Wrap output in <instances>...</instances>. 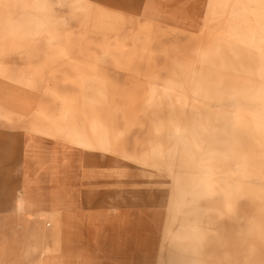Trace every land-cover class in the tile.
Here are the masks:
<instances>
[{
	"label": "rangeland",
	"instance_id": "obj_1",
	"mask_svg": "<svg viewBox=\"0 0 264 264\" xmlns=\"http://www.w3.org/2000/svg\"><path fill=\"white\" fill-rule=\"evenodd\" d=\"M244 37L250 44L235 41ZM166 86L177 90L161 93ZM100 121L114 130L111 147L145 157L155 146L159 165H186L168 233L154 177L75 148L69 129L97 139L87 123ZM25 137L36 164L28 178L47 166L49 182L54 173L68 190L44 221L46 264H69L62 242L88 264H156L161 238L162 264H264V0H0V247L8 249L32 242L9 236L13 196L23 214L15 190ZM171 148L180 151L173 158ZM31 195L42 198L36 187Z\"/></svg>",
	"mask_w": 264,
	"mask_h": 264
},
{
	"label": "crops",
	"instance_id": "obj_2",
	"mask_svg": "<svg viewBox=\"0 0 264 264\" xmlns=\"http://www.w3.org/2000/svg\"><path fill=\"white\" fill-rule=\"evenodd\" d=\"M235 41L241 45L250 44L249 41H245V40L236 39ZM257 54H259V53H257ZM163 90H166V91H162L161 93L172 94L177 89H175L171 86H166V88L164 87ZM186 115H187L186 112L183 111L184 118L186 117ZM183 126H184V120H181V123H180L179 128H178V132H177V137L181 136V139L177 140V141H181L182 139H184V135L182 134ZM11 130L18 131L17 129H11ZM27 143H32V142L27 141V139L25 137L24 140L22 141V149H21V160H22V162L20 163V165L16 169V174L18 173L20 182H19V185L17 186V188L15 190V192L18 190L20 192H22L23 207H22L21 211L24 213L23 215H24L25 219L22 220V222L17 223V220L15 219L16 215L11 216V217L9 215V219L11 220V228H12V232L9 233V236H10L11 240L19 241V240L24 239V238L19 237V234H20L19 232L25 233V234H27L28 238H32V242H30L28 244L26 242H24V243L17 242L14 244L15 246H12V244H10L9 249L7 247H0V264H34V261H36V259H38V258L41 259L40 263H38V264H46L47 261H46L45 253H43L42 251H38L42 247L43 242H44V238L42 236L44 231H45L44 230L45 229L44 221H46L45 218H51V220H53L52 219L53 218V216H52L53 210L50 209V207L58 208V207L53 206V201H54L57 193H58V198L59 197L62 198V200H64V202L67 198L65 196V194L68 190H63L59 187V185L56 182L54 173H52V177L54 179V182H52V183L49 182V179H50L49 172L50 171L48 170L47 166H41V169H39V171L36 172V175H39V177L37 178L38 180L28 178L29 174L32 173V171L36 170V168H35L36 164L34 161L29 162V160H28L29 159L28 156L30 155L31 152H30V148L27 146ZM152 144L155 145L154 139L152 140ZM33 145H34V143H33ZM39 147H41V146H38V149H36L37 153L40 157H43V154H41L42 152L39 151V149H41L43 147H41V148H39ZM76 149L83 151L84 154H90L91 157H94L93 155L96 154V155H99L97 157L106 159L107 161H110V160L115 161L114 164L122 165V166H126L128 168H131V169L139 172V174L141 176H152V177H154L153 178V185L155 186L156 190L157 191H163L165 193L164 194L165 196L163 198L161 197L163 204H167L168 199H169L168 198L169 193L171 191L177 190L180 188L181 179L179 177H180V175H182L184 173L185 167H186V165H183V162H181V161L177 165L175 163H173V161H171L166 166L159 165L157 163V161H155V159H154L155 155H152L154 153H150L148 157H137L135 155L128 154L123 150L121 151L122 154L120 155V152H118V151L115 152L113 147L111 148V151H107V152H102V151H98V150H91V149L88 150V149H83V148H76ZM170 150H172V153L171 154L169 153L172 158H173V155H176V154L178 155L179 149L175 148L173 150V148H171ZM155 151H160V149L156 148L153 150V152H155ZM182 151H184V150H181V153H182ZM166 152H167V150H166ZM50 159H47V158L41 159L40 165H45L44 160H47L49 162ZM141 162H145V165L140 164ZM31 163H33L32 167H31ZM186 169H187V167H186ZM30 170H31V172H30ZM149 170H151V171H149ZM34 175H35V173H34ZM32 176H33V174H30L29 177H32ZM21 178H23V180L27 184L25 187L22 184L23 180H21ZM31 187H36V188L40 189V192L42 194L41 199H39V200L35 199L34 200L32 198ZM51 190H53L52 194H51ZM46 192L48 195L44 194ZM14 195H15V193H14ZM43 195H45V196H43ZM73 199H72V201L74 202ZM14 201H15V198L13 196L11 208H10L13 210L11 212L12 215L18 214V212L20 210L19 209L20 204L17 203V201H16V203H13ZM74 204H75V202H74ZM74 204H72L73 207H75ZM66 205H68V203ZM154 205H156L155 201H154ZM38 206H42L47 210H41V211L34 212L35 209H38L37 208ZM0 223H1V218H0ZM48 223H47L46 227L48 226ZM21 226H23V231L20 230ZM35 227H38V229L35 230ZM33 232H36V236H31ZM66 234H67V232H65L63 234V236L61 238L62 240L65 238L64 236ZM1 239L2 238L0 237V240ZM32 243H36V245H37V251H35V253H33L32 251H28L29 246ZM62 248H63L62 249V252H63L62 256H64V257L66 256V258H67L66 261H63L64 263L69 262V264H88V261H85V257L81 253H79L80 255L70 254L68 251V248L64 246L63 242H62ZM4 251H9V254H4L3 253ZM65 252H66V254H65ZM7 255L11 256V258H6ZM161 255H162V253H161ZM157 257H158V255H157ZM156 261H157V259H156ZM156 264H157V262H156Z\"/></svg>",
	"mask_w": 264,
	"mask_h": 264
},
{
	"label": "bare ground",
	"instance_id": "obj_3",
	"mask_svg": "<svg viewBox=\"0 0 264 264\" xmlns=\"http://www.w3.org/2000/svg\"><path fill=\"white\" fill-rule=\"evenodd\" d=\"M249 38L247 37H244V39H240V40H245V41H248ZM166 88V87H165ZM163 91H166V90H163ZM197 104V103H196ZM216 109V108H215ZM228 115V114H227ZM96 117V116H95ZM240 117V116H239ZM97 118V117H96ZM241 118V117H240ZM243 118V117H242ZM244 119V118H243ZM91 121V120H90ZM97 122V121H96ZM87 127H88V131H92V134L93 137H97V139H93V140H90V139H86V136L80 131H76V130H71L69 129V133L68 135H72L73 136V144L75 145L76 148H83V149H88V150H98V151H102V152H107V151H111V145L109 143V140H107V137H108V134H113L114 130H109L108 127L106 126V123H102V121H100V123H87ZM236 125V124H235ZM262 125V124H261ZM241 128V127H240ZM71 130V131H70ZM108 130V131H107ZM227 130V129H226ZM235 133V132H233ZM243 133V132H242ZM237 134V133H236ZM38 137V136H37ZM181 139V136L180 137H177V140H180ZM228 139V138H227ZM226 140V139H225ZM234 141V140H233ZM224 143V142H223ZM220 145V144H219ZM229 145V144H228ZM225 146V145H224ZM235 146V145H234ZM114 151L115 152H120V155L122 154L120 150L121 148L118 147V145L114 146ZM216 148V147H215ZM214 148V150H215ZM235 148V147H234ZM156 149L155 146H153V150ZM217 150V149H216ZM221 150V149H219ZM237 150V149H236ZM223 151V150H222ZM227 151V150H225ZM86 152V151H85ZM231 152V151H230ZM97 153V152H96ZM152 153H155V152H152ZM226 153V152H225ZM235 153V152H234ZM229 154V153H228ZM241 154V153H240ZM149 155L145 156V157H148ZM242 156V155H241ZM141 157H144V156H141ZM222 158V157H221ZM238 158V157H237ZM217 160V159H216ZM226 160V159H225ZM100 162V161H99ZM209 162V161H208ZM211 162V161H210ZM225 163V162H224ZM140 164H143L145 165V162H141ZM226 164V163H225ZM252 164V163H250ZM220 165V164H219ZM216 166V165H215ZM142 169V168H141ZM148 170V169H147ZM207 170V169H206ZM213 170V169H212ZM215 170V169H214ZM213 170V171H214ZM151 171V170H149ZM236 171V170H235ZM212 173V171H211ZM214 173V172H213ZM242 174V173H241ZM234 175V174H233ZM237 175V174H236ZM235 175V176H236ZM241 176V175H240ZM243 176V174H242ZM236 178V177H235ZM248 182V181H247ZM214 183V182H213ZM241 183V182H240ZM236 184V183H235ZM243 184V183H242ZM211 185V184H210ZM229 185V184H228ZM170 186V185H169ZM209 186V185H207ZM219 186V185H218ZM242 187V186H241ZM217 188V187H215ZM220 189V188H219ZM170 190V189H169ZM228 191V190H227ZM235 191V190H234ZM240 191V190H239ZM259 191V190H258ZM227 193V192H226ZM229 193V192H228ZM240 193V192H239ZM234 194V192H233ZM238 194V193H237ZM241 194V193H240ZM228 195V194H227ZM238 196V195H237ZM156 198L153 200L155 202H158V199H162L161 196H155ZM158 198V199H157ZM168 202L167 204H162V200L160 201L161 205L165 206V215H164V219H163V227H162V231L165 232V233H168L169 232V227L170 225L173 223V217H174V211H176V206L175 205H180V202H181V197H180V192H176L174 195H173V191H171L169 193V197H168ZM174 198L176 199L174 201ZM225 198V197H224ZM148 199V198H147ZM111 200V199H110ZM117 200V199H116ZM138 200V199H136ZM118 201V200H117ZM228 201V200H227ZM226 203V202H225ZM231 203V202H230ZM110 204V203H109ZM119 204V203H118ZM117 205V204H116ZM139 205V204H138ZM18 206V205H17ZM3 208L0 206V209ZM15 208V207H14ZM13 210H11L10 212H12ZM1 214V212H0ZM24 214V213H23ZM23 214H20L18 212V214H11V216H15V219L17 220V223H20L22 222V220L25 219L24 215ZM17 217V218H16ZM15 225V224H14ZM16 226V225H15ZM38 229V227H35V230ZM20 230L23 231V226L20 227ZM12 232V231H11ZM14 232V231H13ZM14 235V234H13ZM31 236H36V232H33ZM5 237V236H4ZM3 237V238H4ZM169 237V255H168V259H169V262H173V236L171 237L170 239V236H167ZM2 240V239H1ZM1 242V241H0ZM165 243V240H162L161 238V242L159 244V252H158V257H157V264H161L162 263V250H163V245ZM5 245V244H4ZM37 250V246H36V243H32L30 246H29V250L28 251H32L33 253H35V251ZM177 251V250H175ZM34 264H35V261H34ZM171 264V263H170Z\"/></svg>",
	"mask_w": 264,
	"mask_h": 264
}]
</instances>
